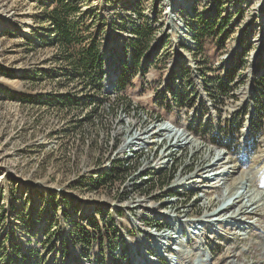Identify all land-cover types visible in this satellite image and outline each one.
<instances>
[{
	"label": "rangeland",
	"instance_id": "rangeland-1",
	"mask_svg": "<svg viewBox=\"0 0 264 264\" xmlns=\"http://www.w3.org/2000/svg\"><path fill=\"white\" fill-rule=\"evenodd\" d=\"M65 3L75 7L71 18L83 36L103 29L102 68L118 77L115 95L101 97L64 74L68 66L49 29V0H0V67L9 70H0V264H29L34 253L36 264H60L71 242L68 223L118 216L119 210L106 206L118 194L130 201L155 198L160 208L167 204L163 199L169 197L158 193L164 179L150 182L147 166L135 163L111 185L88 191L92 176L110 172L113 158L131 153L123 148L126 117L142 128L150 127L147 115L169 119L199 140V151L173 152L166 168L175 161V173L181 169L188 177L219 154L224 157L218 170L229 164L244 172L252 178L249 189L264 197V0ZM171 3L178 8L169 10ZM75 96L79 105L72 103ZM102 101L103 118L89 122L90 107ZM130 106L147 114L129 113ZM212 178L202 183L205 194L223 192ZM170 183L165 186L172 192ZM191 190L188 200L178 197L165 208L186 206L194 194H203ZM189 204L193 215L204 213L199 201ZM252 214L247 217L259 219L254 231L260 234L264 211ZM258 241L245 256L255 250V263L264 264Z\"/></svg>",
	"mask_w": 264,
	"mask_h": 264
},
{
	"label": "bare ground",
	"instance_id": "bare-ground-1",
	"mask_svg": "<svg viewBox=\"0 0 264 264\" xmlns=\"http://www.w3.org/2000/svg\"><path fill=\"white\" fill-rule=\"evenodd\" d=\"M178 6L171 3L169 10L174 11ZM102 74L101 97L115 95L113 90L118 77L108 76L104 68ZM103 103H100L101 108L105 105ZM128 111L137 115L142 112L147 114L143 108L134 106H130ZM146 117L149 118L150 127L143 128L136 125L135 118H125L128 129L125 131L123 148H128L131 153H124L120 159L113 158L112 162H115L111 164L110 172L101 173L94 180L92 176L87 188L88 191L92 188L97 191L111 185L117 180V175L120 177L135 163L136 167L147 166L143 170L150 173V182L157 184L160 176L164 179L158 193L169 197L163 199L167 204L162 209L158 204L160 200L157 203L155 198L130 201L128 195L123 197L118 194L113 202L106 204L119 210L118 216L112 212L106 216L96 214L97 219L94 220H89V217L74 218L68 223L66 235L71 242L62 252L60 264H256L255 250L252 256L245 254L250 253L249 249L254 246L257 248L260 240L263 250L260 255L264 257V229L260 234L256 233L254 229L259 226V219L251 221L247 216L256 210L264 211V197L261 191L249 189L252 178L244 172H235L229 164L218 170L217 165L224 157L219 154L211 161H207L206 155L207 162L197 166L188 177H182L184 172L181 169L175 173L172 167L177 165L175 161L166 168L169 165V161H166L173 152L187 148L199 151L201 145L198 139L177 128L169 119ZM207 177H213L210 182L217 183L216 187L221 186L225 190L221 194L214 190L212 195L205 194L202 183ZM167 182H171L172 192L166 190ZM178 188L184 191L178 193ZM191 189L203 193L192 197L199 201L203 214L196 216L191 213L193 209L189 203L192 198L186 206H175L171 211L165 208L177 204L178 197L183 201L188 200ZM174 195L176 199L172 198ZM241 242L243 244L240 245ZM236 246L239 251H234Z\"/></svg>",
	"mask_w": 264,
	"mask_h": 264
},
{
	"label": "trees",
	"instance_id": "trees-1",
	"mask_svg": "<svg viewBox=\"0 0 264 264\" xmlns=\"http://www.w3.org/2000/svg\"><path fill=\"white\" fill-rule=\"evenodd\" d=\"M48 22L50 33H52L53 44L57 46L60 60L65 62L68 70L64 72L67 78H75L82 82V89L87 88V91L92 89L94 91H101V75L103 73L104 60L101 57V34L103 29L97 26L96 31L88 36H83L79 31L77 23L71 18L75 13V7L65 3V0H49ZM141 27L136 26L137 33ZM84 43V44H83ZM77 44H80V48ZM76 46V47H75ZM2 73L8 74L9 70L1 69ZM232 80V77H230ZM78 96L73 97V105H79ZM61 102V101H60ZM70 102V101H69ZM65 104V103H63ZM113 105L111 106V113H113ZM101 104L92 105L87 119L89 122L94 116L103 118ZM110 175H108V178ZM107 178V179H108ZM47 240V239H46ZM22 253V252H21ZM23 254V253H22ZM36 254H33L32 262L29 264H36ZM23 262V260H22ZM15 264H27L26 262Z\"/></svg>",
	"mask_w": 264,
	"mask_h": 264
}]
</instances>
